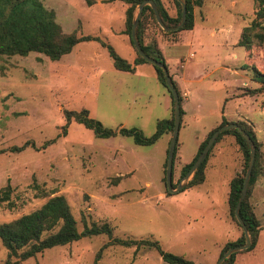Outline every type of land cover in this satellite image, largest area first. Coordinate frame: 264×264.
<instances>
[{"label":"rangeland","instance_id":"rangeland-1","mask_svg":"<svg viewBox=\"0 0 264 264\" xmlns=\"http://www.w3.org/2000/svg\"><path fill=\"white\" fill-rule=\"evenodd\" d=\"M42 2L54 11L64 33L98 37L132 62L133 49L119 33L125 9L121 2L92 7L85 0ZM202 11L207 16L203 48L193 43L195 56L184 63L187 76L180 87L187 94L188 112L179 129L172 176L173 188L183 187L175 193H166L165 180L172 132L145 147L120 134L97 138L74 121L65 126L66 111L87 110L104 128H136L151 136L158 121L171 118L172 102L150 63L134 73L118 71L97 41L77 44L58 61L38 53L0 58V188L7 182L12 187L11 203H0V223L63 195L79 232L93 222L112 228L111 237L82 236L18 264H93L99 251V264H168L154 247H103L115 237L156 240L165 251L198 264H216L222 243L237 231L241 235L227 214L229 182L243 167L234 137L223 136L212 147L205 181L198 185L183 189L191 176L183 180L181 162L192 160L199 140L220 125L223 115L227 122L243 121L254 131L264 175V90L250 94L259 85L246 68L264 73V44L248 53L235 45L244 24L238 14H254V0H207ZM212 32L214 38L208 36ZM175 51L169 68L181 73L178 63L188 47ZM25 144L23 150L10 152ZM261 185L252 191L259 203L254 211L263 227L261 236L251 250L236 252V264H264ZM6 254L0 244V262Z\"/></svg>","mask_w":264,"mask_h":264},{"label":"trees","instance_id":"trees-1","mask_svg":"<svg viewBox=\"0 0 264 264\" xmlns=\"http://www.w3.org/2000/svg\"><path fill=\"white\" fill-rule=\"evenodd\" d=\"M115 1V0H109ZM124 3L127 8L125 11V30L123 33L128 37L129 43L133 48L136 58L132 63L120 58L113 49L106 43L102 42L98 37L80 36L76 33H64L60 25L56 22L55 13L47 9L42 0H0V58L20 56L26 57L30 53H38L47 57L50 61H58L63 56L69 54L72 49L81 42L97 41L102 47L107 48L109 55L113 61V66L116 70L127 73H134L136 67L141 64H147L136 52L131 40L132 23L138 11V5L145 0H118ZM157 6L160 18L166 27L172 28L179 25L181 21V5L177 0H172L176 6L175 16L169 15L160 0H153ZM186 5V21L179 31L165 32L158 25L154 13L149 5L144 6L139 23L136 28L137 41L144 52V54L157 62L163 63L166 67L165 59L158 48L155 39H149L146 42L145 32L150 26L156 27L161 33L165 35L175 36L180 31H188L193 28L195 6H201L203 0H183ZM90 5L92 0H85ZM255 12L254 18L242 30L238 46L243 47L246 51L252 50L253 47H258L264 44V0H254ZM153 66V65H152ZM156 77L158 82L167 90L172 102V116L166 120H160L156 123L155 132L145 137L142 132L136 128H120L118 131H113L104 128L102 124L89 117L87 110L79 112L66 111L65 120L66 127L71 121L83 125L86 129L91 130L97 138L108 139L115 137L117 134L121 136L131 137L133 143L138 146H152L163 135L173 132L174 127V101L171 92L166 87V81L163 71L155 67ZM252 71L251 81L259 85L258 88L251 90L250 94L254 95L261 93L264 90V73L260 72L256 67H247ZM168 69V67H167ZM171 77V76H170ZM172 78V77H171ZM172 84L176 90L180 101V124L184 114L181 102L182 96L172 79ZM236 123L241 129L250 137L253 142L255 150V161L248 182L246 195L241 203L239 215L247 227L248 235L251 245L245 250L254 248L258 241L261 224L254 211V204L251 200L252 191L258 178L264 177L262 175L263 168L260 161V143L257 141L254 131L250 126L243 122H227L222 116L221 123L218 127L210 131L205 140H203L197 149V152L192 161L183 166L181 176H185L197 157L205 148L212 133L223 125ZM231 135L241 152L243 158V167L239 173L229 182V190L227 193L228 202V217L241 230V235L234 241H228L224 244L220 251L222 255L230 246L241 245L245 242L244 232L239 224L234 209L241 194L242 185L246 173V169L250 162V147L242 134L235 129H229L222 132L216 139L212 147L223 137ZM177 145L174 152V160L177 152ZM25 144L21 147H12L10 152H19L26 148ZM211 147V149H212ZM211 149L209 153L211 152ZM4 151H0V154ZM204 158L202 163L192 174L190 180L183 188L192 187L205 181V168L208 161V156ZM168 154V152H167ZM173 176V171H172ZM12 187L9 182L0 188V203H11L10 196ZM166 193L170 192L166 189ZM98 234H107L112 236V228L108 223L98 224L93 222L90 226L85 225L83 230H77L76 219L73 216L71 208L63 195H54L49 197L36 209L22 214L19 217L8 222L0 223V244L6 249V258L0 264H18L20 261L28 259L42 253L44 250L58 246L65 245L72 241L80 239L82 236H92ZM108 244H119L122 246H133L137 251L142 247L156 248L161 258L168 264H198L191 259L182 255H176L162 249L158 241L150 239H135L129 238H112L110 242L105 243L103 247ZM101 251L96 255L93 264H99ZM236 252L231 253L226 257L222 264H235Z\"/></svg>","mask_w":264,"mask_h":264},{"label":"water","instance_id":"water-1","mask_svg":"<svg viewBox=\"0 0 264 264\" xmlns=\"http://www.w3.org/2000/svg\"><path fill=\"white\" fill-rule=\"evenodd\" d=\"M177 1L180 3L182 10H181V21H180L179 25H177L176 27H172V28L166 27L160 18L157 6L154 3V1L153 0H145L138 5V11H137L136 17L132 23V28H131V40H132V43H133V46H134L136 52L146 62L150 63L151 65H153L155 67L160 68L163 71L165 81H166V87L168 88V90L171 92V94L173 96V101H174V127H173L171 141H170V145H169V149H168L167 161H166V170H165L166 188L171 193L178 192L183 187V184H178L176 188H173V184H172L173 158H174V152H175L176 143H177V139H178L179 129H180V101H179V96L173 87L172 79L169 75L167 67L163 63L157 62L156 60H153V59L147 57L144 54V52L142 51V49H141V47L137 41V38H136V28H137V25L139 23V20H140L144 6L149 5L151 7L153 13H154V16L156 18L158 25L160 26V28L163 31H165V32L179 31L183 27V25L186 21V5H185V2L183 0H177ZM229 129L238 130L242 134V136L244 137V139L246 140V142L248 143V145L250 147V154H251L250 162L248 164V167H247L246 173H245V177H244L241 194L239 196V199H238L237 204H236L235 209H234L235 216H236V218H237V220H238L239 224L241 225V228L244 232L245 242L241 245L230 246L222 255L219 256L216 264H222L223 260L226 257H228L231 253L237 252L239 250L247 249L251 245L250 238L248 235V230H247L246 225L244 224L243 220L241 219V217L239 215V209H240L241 203H242V201L246 195L248 182H249V179L251 177V173H252V169H253V165H254V161H255V150H254L253 142L251 141L250 137L236 123H230L228 125H223V126L219 127L218 129H216L212 133V135L210 136L205 148L200 153V155L197 157V159L195 160V162L193 163V165L191 166V168L189 169V171L187 172V174L183 178L184 181H187L190 178V176H192L194 171L198 168V166L202 163L204 158L209 153L212 145L214 144L216 139L219 137V135L222 132L229 130Z\"/></svg>","mask_w":264,"mask_h":264},{"label":"crops","instance_id":"crops-1","mask_svg":"<svg viewBox=\"0 0 264 264\" xmlns=\"http://www.w3.org/2000/svg\"><path fill=\"white\" fill-rule=\"evenodd\" d=\"M93 3H91L90 5L88 6H103L104 4H111L112 6H116V4L120 1L118 0H115V1H109V0H92ZM161 3L163 4L164 8L167 10V12L169 13V15L171 16H175L176 14V6L174 5V3L172 2V0H160ZM207 0H203V3L201 6H195L194 9H193V14H194V25H193V28L191 30H188V31H180L178 32L175 36H171V35H165L163 33H161L156 27L154 26H150L146 32H145V40L146 42L149 41V39H155L157 44H158V48L160 49L164 59H165V63L168 67V72H169V75L172 77L171 79L174 80L180 94H181V90H180V87L182 86V84L184 83V81H186V67L184 65V63L188 60H193L194 59V53L192 52L191 50V47L193 45V43L195 42H198L200 44V47L203 48V45L201 43V40L204 36V24L205 22L207 21V16L206 15H203V7L205 6V2ZM122 3V2H121ZM124 5V23H123V28L121 30H119V33L123 36L126 37L127 39V42L128 44L129 43V39L128 37L123 33V31L125 30V11H126V8L127 6L122 3ZM235 5V4H234ZM250 15V16H249ZM249 15H243L242 13H239L238 16H239V19L244 23L243 26H240L239 28V39L238 41L240 40V37H241V34H242V30L245 26H247L250 21L252 20L251 15H254L253 13L249 14ZM249 16V17H248ZM80 36H83V35H80ZM210 38H214L215 36V33H210L208 35ZM94 37V36H92ZM201 39V40H200ZM238 41L236 42V46H238ZM131 46V45H130ZM188 47V51H187V56H180L181 59L179 60V63H178V66L180 69L183 70V72L179 73L177 70H173L171 71V67L169 68V65L171 64V61L173 59V52H176L175 50L177 51H180V50H183L184 48ZM240 47V46H238ZM243 48V47H242ZM133 49V48H132ZM246 51V50H245ZM251 51V50H250ZM134 52V50H133ZM247 53L249 51H246ZM136 58V55H135V52H134V55L132 56V59L131 61L133 62ZM131 62V63H132ZM143 65V64H141ZM141 65H138L137 67L141 66ZM136 67V69H137ZM247 67H251V66H247ZM246 67V68H247ZM250 70V69H249ZM182 96V102H181V107H182V110L184 112L182 118L187 114V94L186 92L183 91V93L181 94ZM223 116V115H222ZM225 118V116H223ZM222 119V117H221ZM226 119V118H225ZM181 124H182V121H181ZM181 124H180V127H181ZM206 137V136H205ZM203 141V139L199 140L198 142V146L199 144ZM198 149V148H197ZM195 156V155H194ZM180 158V157H179ZM194 158V157H193ZM192 158V159H193ZM180 160V159H179ZM192 160H190L191 162ZM190 162H187V163H182L181 162V165L182 167L186 164H189ZM263 182H264V178L261 179V181H258L257 184L255 185V189L256 187H258L260 185V183H262L263 185ZM261 185V186H262ZM254 195V194H253ZM252 195V196H253ZM253 199V204H254V210L257 206H259V203L257 202L256 199ZM234 227V226H233ZM263 227L261 226V229ZM234 229V228H233ZM261 229H260V232H259V236H258V240L261 236ZM237 231V230H236ZM239 237V232L237 231L235 233V235L233 236L232 239L230 240H227L225 241L224 243H222L221 247L228 241H234L236 240L237 238ZM258 243V241H257ZM235 264H236V260H235Z\"/></svg>","mask_w":264,"mask_h":264}]
</instances>
